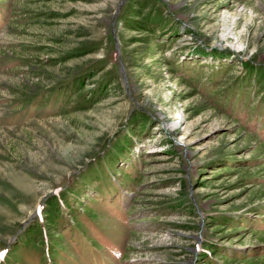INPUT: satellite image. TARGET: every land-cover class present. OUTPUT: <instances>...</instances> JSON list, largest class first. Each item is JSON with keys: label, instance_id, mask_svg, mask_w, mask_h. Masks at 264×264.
I'll return each instance as SVG.
<instances>
[{"label": "rangeland", "instance_id": "rangeland-1", "mask_svg": "<svg viewBox=\"0 0 264 264\" xmlns=\"http://www.w3.org/2000/svg\"><path fill=\"white\" fill-rule=\"evenodd\" d=\"M0 264H264V0H0Z\"/></svg>", "mask_w": 264, "mask_h": 264}, {"label": "trees", "instance_id": "trees-1", "mask_svg": "<svg viewBox=\"0 0 264 264\" xmlns=\"http://www.w3.org/2000/svg\"><path fill=\"white\" fill-rule=\"evenodd\" d=\"M55 212H57V210Z\"/></svg>", "mask_w": 264, "mask_h": 264}]
</instances>
